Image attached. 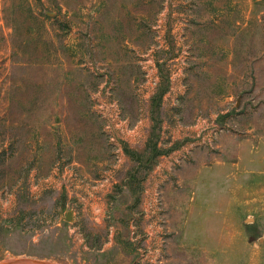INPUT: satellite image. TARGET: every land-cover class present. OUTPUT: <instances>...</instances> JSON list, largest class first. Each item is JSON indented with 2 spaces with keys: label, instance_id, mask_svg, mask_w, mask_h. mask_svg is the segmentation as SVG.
Masks as SVG:
<instances>
[{
  "label": "rangeland",
  "instance_id": "rangeland-1",
  "mask_svg": "<svg viewBox=\"0 0 264 264\" xmlns=\"http://www.w3.org/2000/svg\"><path fill=\"white\" fill-rule=\"evenodd\" d=\"M242 153L264 0H0V263L264 264Z\"/></svg>",
  "mask_w": 264,
  "mask_h": 264
},
{
  "label": "crops",
  "instance_id": "crops-1",
  "mask_svg": "<svg viewBox=\"0 0 264 264\" xmlns=\"http://www.w3.org/2000/svg\"><path fill=\"white\" fill-rule=\"evenodd\" d=\"M245 155H246L245 153H242L241 156L239 155L237 162L228 161L227 163L224 164L225 168L227 170V172L225 174L229 178L231 177V180H233L237 175H238V177L243 175L247 168H249V170L253 169L257 173L264 171V156H262L260 158L259 157L256 158L255 156L249 158V157H246ZM247 162H248L249 166L245 165V163H247ZM256 167H258V170H255ZM236 170H237V172H236ZM241 170L243 172H241ZM239 172H241V174ZM230 187H231L230 189H229V187L227 188V195L231 196V195H234L237 193V194L243 196L240 200H245V198L247 196H249V195L251 196L253 193H255L254 189H250L247 191V189L243 188V186L233 187L232 185H230ZM229 200H230V198H228V201Z\"/></svg>",
  "mask_w": 264,
  "mask_h": 264
},
{
  "label": "water",
  "instance_id": "water-1",
  "mask_svg": "<svg viewBox=\"0 0 264 264\" xmlns=\"http://www.w3.org/2000/svg\"><path fill=\"white\" fill-rule=\"evenodd\" d=\"M69 219V217H68ZM56 264L49 261H42V260H33V259H11L5 262H1L0 264Z\"/></svg>",
  "mask_w": 264,
  "mask_h": 264
},
{
  "label": "bare ground",
  "instance_id": "bare-ground-1",
  "mask_svg": "<svg viewBox=\"0 0 264 264\" xmlns=\"http://www.w3.org/2000/svg\"><path fill=\"white\" fill-rule=\"evenodd\" d=\"M19 264V263H18Z\"/></svg>",
  "mask_w": 264,
  "mask_h": 264
},
{
  "label": "trees",
  "instance_id": "trees-1",
  "mask_svg": "<svg viewBox=\"0 0 264 264\" xmlns=\"http://www.w3.org/2000/svg\"><path fill=\"white\" fill-rule=\"evenodd\" d=\"M164 91V90H163Z\"/></svg>",
  "mask_w": 264,
  "mask_h": 264
}]
</instances>
